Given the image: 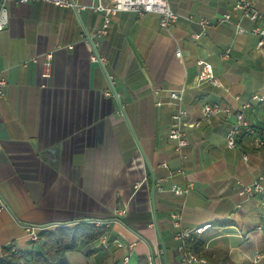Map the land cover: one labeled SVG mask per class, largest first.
Returning a JSON list of instances; mask_svg holds the SVG:
<instances>
[{"label": "crops", "instance_id": "obj_1", "mask_svg": "<svg viewBox=\"0 0 264 264\" xmlns=\"http://www.w3.org/2000/svg\"><path fill=\"white\" fill-rule=\"evenodd\" d=\"M252 1L264 12V0ZM170 5L177 19L166 28L157 13L111 14L97 48L105 57L100 64L90 59L94 49L85 36L102 27V12L8 3L0 29L6 82L0 93V256L5 247H33L24 224L99 218L107 224L97 227L107 231L91 246L90 264H122L126 253L129 264H147L149 257L152 264H180L170 218L178 212L180 229L189 232L184 242L200 258L194 264H264V192L248 198L236 192L239 183L264 177V133L255 144L242 132L230 148L225 133L232 118L201 113L206 102L236 110L252 95H264V49L250 31L255 23L233 9V0ZM223 13L230 18L217 20ZM200 18L212 22L194 38ZM48 51L46 76L42 54ZM198 60L211 64L221 86L198 79ZM177 88L187 121L198 122L184 121L183 157L168 135L169 91ZM249 101L245 116H264L259 101ZM189 182L185 195L170 189Z\"/></svg>", "mask_w": 264, "mask_h": 264}, {"label": "built area", "instance_id": "obj_2", "mask_svg": "<svg viewBox=\"0 0 264 264\" xmlns=\"http://www.w3.org/2000/svg\"><path fill=\"white\" fill-rule=\"evenodd\" d=\"M45 2L50 3L60 7H71L76 11L84 9V8H92L94 10H98L103 13V24L102 27L95 33V35L89 36L86 35L87 38L94 49L93 53L90 55V59L95 62H99L103 64L105 62V57L98 53L99 39L106 32V27L109 23V17L111 14H114L116 11L120 10H129L133 11L138 15H143L145 13H157L159 15V25L161 27H169L172 25L176 19L177 15L172 10L170 2L171 0H98V3L93 5H84L82 3L77 2L76 0H0V29H2L9 18V2ZM234 10H239L241 15L255 24L250 29L251 32L257 35L258 39L256 42V46L258 48L264 49V12L260 11L252 0H233L232 5ZM230 18L229 13H223V15L217 19L226 21ZM199 24L201 29L199 32L194 33L193 37L198 38L201 34H204L206 31V26L211 24L212 20L208 18H200ZM237 32H243L244 28L239 25H236ZM71 47V45H69ZM229 50L225 49L224 51L219 53L220 58L228 57ZM176 55L180 56V50H176ZM43 57V66L44 72L43 75H48L50 66H51V51L45 52L42 54ZM37 56L32 57V61H37ZM198 63L201 65L200 71L198 73V79L207 80L210 83L221 86V82L214 76L212 72L211 64L204 60H198ZM5 79L0 77V93L2 92V87L5 85ZM182 88L170 89L169 97L173 101L174 110L170 116V127L168 131V135L175 141L174 149L177 152L178 156L183 157L182 148L186 145L187 141L184 137V121L188 120V113L186 109L182 106ZM238 98V96H236ZM249 100H264V95H252ZM246 100L240 104V107L236 110H233L227 104H220L218 102L212 103H204L201 108L202 118L209 119L211 116H214L218 113L224 114L226 117L232 118L227 131L225 133V142L227 147H234L236 145V139L240 135V133L244 132L250 135H253V141L255 144L262 143L261 133H264V116L256 117L255 119L249 120L245 116V109L249 107L250 101ZM187 123L189 125H198L197 121H190ZM245 158V155H243ZM262 180L264 177L259 176L257 179L248 184L237 185V193L238 195L248 198L251 197L255 192H264V184H262ZM192 187V183H187L185 186L172 185L171 190L177 195H185L189 189ZM116 213H123V210H116ZM170 218L173 226L176 228L174 237L178 240V249L180 250L179 262L180 264H194L195 262L200 261V258L186 249L184 244V238L189 234V232L183 231L180 229V214L178 212L170 213ZM90 222L96 226H106V221L104 219L94 218L84 220ZM75 222L70 223H59V224H24V229L27 237L31 243H34L38 240L39 232L42 229L56 226V225H71ZM199 229H195L197 232ZM100 243L102 245L107 244V238L103 236L100 239ZM134 245V243H129V249ZM117 247H122V243L117 241ZM122 264H129V253H126L122 256ZM147 264H152V261L149 257Z\"/></svg>", "mask_w": 264, "mask_h": 264}, {"label": "trees", "instance_id": "obj_3", "mask_svg": "<svg viewBox=\"0 0 264 264\" xmlns=\"http://www.w3.org/2000/svg\"><path fill=\"white\" fill-rule=\"evenodd\" d=\"M264 108V100L259 101ZM107 229L97 227L87 221H78L71 225H56L42 229L30 250L2 248L0 264H69L67 253L83 244L86 255L91 254V246ZM186 249H191L187 240ZM117 264V263H115Z\"/></svg>", "mask_w": 264, "mask_h": 264}, {"label": "rangeland", "instance_id": "obj_4", "mask_svg": "<svg viewBox=\"0 0 264 264\" xmlns=\"http://www.w3.org/2000/svg\"><path fill=\"white\" fill-rule=\"evenodd\" d=\"M69 264H90V257L86 255L82 249H76L67 253Z\"/></svg>", "mask_w": 264, "mask_h": 264}]
</instances>
